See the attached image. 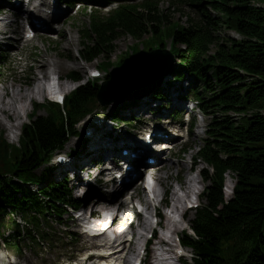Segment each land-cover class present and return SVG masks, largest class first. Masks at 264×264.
Masks as SVG:
<instances>
[{
  "label": "trees",
  "instance_id": "1",
  "mask_svg": "<svg viewBox=\"0 0 264 264\" xmlns=\"http://www.w3.org/2000/svg\"><path fill=\"white\" fill-rule=\"evenodd\" d=\"M186 3L198 16L189 18L187 27L166 25L156 0L121 6L92 26L95 35L85 37L94 44L89 58L113 52L122 35L140 41L152 33V42L162 46L171 41L170 51L183 70L198 80L192 92L200 112L210 116L198 152L212 168L201 171L209 182L205 204L191 222L195 236L184 234L181 242L192 249V264H264V0ZM223 29L240 39L220 37ZM95 93L87 83L69 94L63 110L56 104L42 106L46 115L22 129L18 145L8 143L0 132V213L8 210L7 219L0 221L14 232L19 234L20 228L11 216L20 215L45 238L48 232L39 219L49 226L47 217L56 220L64 205L78 204L63 182H47V169L36 171L76 134V122L96 104ZM227 171L236 183L232 197L225 200ZM32 183L39 184L37 192L28 188Z\"/></svg>",
  "mask_w": 264,
  "mask_h": 264
},
{
  "label": "rangeland",
  "instance_id": "2",
  "mask_svg": "<svg viewBox=\"0 0 264 264\" xmlns=\"http://www.w3.org/2000/svg\"><path fill=\"white\" fill-rule=\"evenodd\" d=\"M6 2V1H5ZM82 2V1H81ZM84 3V2H82ZM85 5L81 4L79 10L76 11V19H72L70 16L72 15H68L66 18H68L66 21H64L63 23V30H61L59 33H56L55 35H51V34H44L42 37L41 36H37L35 39H33L30 42H27L26 44H23L21 42H15L13 43V47H11L9 50L5 48L6 43L3 41L1 46L3 47V49L6 50V54H5V58L4 60H6L8 62L7 65H5L3 68H0V92H4V95L2 96V99L4 101L9 100V97L11 95V93L14 91V89L17 91H23L27 86L31 87L32 89L28 92L25 93V98L22 99L21 102L17 103V106H20L21 103L24 104L25 107V111L26 113H29L30 110L33 108L34 104L36 103L35 99L36 96L38 97H43L44 95H48V91L49 90H43L40 91L41 88V84H40V80H38V77H40L42 70H45L46 66H44L46 61H51L54 60L53 64L51 65V68H58L59 71L55 72L59 73L60 76L64 77L67 72L71 73V71H73L74 73H76L77 75L82 77V81H80L79 84H83L85 82H87L89 78V74L91 72V70H93L94 68H97L99 63L101 61H104L103 59L106 57H98L97 59H99L98 61L92 60L93 62L91 63H82L77 57H76V49H78V30L81 27L82 24H84V19H85V12L84 10L81 11V8ZM1 6H3V4H1ZM7 7L5 8L4 12H1V14H3L5 16L4 13H9L7 10ZM157 10L160 12L161 15L165 16L167 18L168 21H179L180 24H185L187 22L188 17H190L191 15V11L188 7H184L180 4L179 1H175V0H160V5H157ZM214 14V13H212ZM6 17V16H5ZM65 18V19H66ZM166 22V21H165ZM0 23L1 25L4 24L3 22H1L0 19ZM2 27V26H1ZM11 28L14 29V26H10ZM232 32L230 31H224L221 30L220 34H218L220 37H225V36H231L232 37ZM52 38H55L56 40H52ZM69 39V42L65 41V39ZM147 41V39L145 40ZM145 41H141V42H145ZM136 44L135 41L127 35H122L116 42L115 44H113L114 46V51L111 52L110 55L107 60H111L112 62L114 60H112L113 58L115 59L114 62L118 61L120 57H122L123 55H125L126 53H129V49L130 47ZM130 51H133L130 50ZM135 51V50H134ZM136 52V51H135ZM126 67L127 70L129 68H131V63L127 62L126 63ZM177 67H179L177 65ZM28 68H31V74L29 76V82L30 84L26 83V77H27V72H28ZM146 69V68H143ZM38 70V72H37ZM47 71V69H46ZM39 74V75H38ZM52 72L51 70H49L48 72H45V76H51ZM101 76L103 77V72H100ZM36 75V76H35ZM54 75V74H53ZM55 76V75H54ZM102 77H100V80L102 79ZM35 78V81H33ZM50 79V77H49ZM35 82V83H33ZM26 83V84H25ZM68 82H62L59 83L58 85V90L62 91L64 89H66V91L64 90L65 93H68L67 91L71 88H73L74 90L77 88V81L69 85H65ZM32 84V85H31ZM34 87H37V91L34 90ZM48 88H51L50 90H54V88H52L50 85L48 86ZM112 89H109L108 92H111ZM177 91L180 92V90L177 89ZM40 93V94H39ZM109 96V95H107ZM148 97V96H147ZM30 98V100H29ZM146 99V98H145ZM141 102V101H140ZM186 104V107L191 106V104ZM101 105L98 103V107L97 109L93 112V113H102L105 115H112L113 111L116 109H119V105H117V103H111L109 105H107L106 107H100ZM150 104L146 105L143 107V111L148 110V108H150ZM123 109V108H122ZM120 110V109H119ZM176 110V108H175ZM128 112V111H127ZM25 112L21 113V116L18 117L17 120V116L16 114H12L11 110H6L3 114L6 116H0V132L3 134V136L6 138V140L11 143V144H17L18 142V138L20 135V128L22 126V124L26 123L29 118H25L24 114ZM39 115L44 114V112L42 110L38 111ZM191 115L194 116V122H195V129H193V137L194 139H192L190 147L187 149L186 152L182 153L179 155L178 159H181V162H178L177 159L173 158V162H170L169 164H167L164 168V170H161L160 172V176L162 177H166V176H170L168 179L165 180V183H163V185L159 183V185L157 183H153L155 188L157 189V191H161V190H165L166 188H168L170 191H172V189L175 187L176 188V184L174 181V177L178 174V169L182 168L183 169V173H182V178L186 179L190 173H189V169L191 167V165H193V170H197L198 173L200 170H202L203 168H205V165L202 162H195L193 160V158L195 157V154L198 150V146L201 145V138L203 136V129L206 126V122L207 120H205V118L203 116H201V114L199 113V111L197 110V108L195 107L194 110H192ZM230 117H233L234 115L232 113L229 114ZM162 118L163 115H161ZM87 118V117H86ZM86 118L84 121H86ZM143 118L144 121L149 122V120H146ZM151 121L148 124L151 123H155L156 122V118H149ZM163 120H160V122H162ZM125 122V121H124ZM172 124H174L175 120L172 119ZM87 123H89V121H87ZM9 125H11V129L13 130H18V134H16L17 132L14 133V135L16 137H14V135L12 134V132H10L9 129ZM123 125L122 129H118L121 133L124 132L123 129H133L132 127L137 126V124L133 122L130 123V128H126L125 123L124 124H119V126L121 127ZM168 128V130H172V127L170 125H164ZM77 131L78 132H83L80 131L81 128L84 127L83 124H78L77 126ZM202 129V130H201ZM97 129L93 130L91 132V136L93 138L95 132ZM116 133H118L116 131ZM110 135H112L110 133ZM81 135L79 136H75L69 139V141L66 143V145L64 146V149L61 151L63 154L64 153H68V152H72L73 150H75L76 148H79V144H81L80 139H81ZM80 142V143H79ZM82 144H84L82 142ZM89 143H86V145H88ZM84 146V147H85ZM174 149L175 151H180V147H179V143H177L176 145H174ZM97 154V153H96ZM89 155V154H88ZM97 156V155H96ZM54 161V159H53ZM176 161V162H175ZM180 163V164H179ZM50 165V164H49ZM40 171V169L37 171V173ZM58 178H61V176L56 175ZM226 182L225 185L228 188H231L233 186V183H235V179L232 178V175L230 173H226ZM53 180V179H50ZM52 182V181H50ZM67 185L69 186V184H71L70 181H67ZM188 185V189H191L193 185L190 184H186ZM75 188H77V182L73 185ZM183 187V185H181ZM224 186V183H223ZM31 189H35V187H31ZM73 195L75 198H79L81 200H83L84 205L82 207H80L81 209L84 210V207L86 205H88V201L87 199H83V196L88 197V194L83 193V188H79V189H74L73 191ZM200 201L202 200L204 204V199L202 198V196L199 199ZM67 213L70 214L72 216V218L70 220H66L65 218H62V224L61 225H57L56 223H54L53 221H50L53 224V228H55V231L57 232L56 236H58V233H60V231H65V233L63 234H59L62 238H64V240H62V238H57V241L52 242L48 245L45 246H34L31 250L26 248V250L24 251V256L22 257V259H20V264H68V262H70L73 258L76 259V254L79 253L80 255H83L84 253H87V250L85 249L86 246L88 245H84L83 241H84V236L83 233L80 230V226L79 223L80 221L76 220V214L71 213L70 209H67ZM137 210V212L140 211V208L137 207L135 209V211ZM130 213V210H128ZM127 212V211H125ZM124 212V213H125ZM194 212L195 211H191L189 213H187L186 215V219L187 221H191L193 220L194 217ZM128 213V214H129ZM67 216V215H66ZM65 216V217H66ZM119 219H120V214H119ZM17 221H19V218H16ZM127 223V221H126ZM127 225V224H126ZM181 227H183V224L181 225ZM134 229V228H133ZM6 228L3 227L2 231L5 232ZM119 231L125 230V224L124 223H120L119 227H118ZM73 233L74 235V239L69 240L66 238L67 233ZM127 232V231H126ZM6 234V233H5ZM148 233H146L147 235ZM56 238V237H55ZM86 238V237H85ZM2 239L3 237L0 235V244L2 243ZM142 240V237H140L139 242ZM61 241V242H60ZM85 242V241H84ZM83 243V244H82ZM171 245V244H170ZM88 248V247H87ZM152 248H151V253H152ZM36 253H38V256L36 255ZM187 254H188V259L187 261H190V249L187 248ZM59 262H57V260H59ZM50 261V263H49ZM150 262V258H148L147 263L145 264H149ZM171 264V263H169Z\"/></svg>",
  "mask_w": 264,
  "mask_h": 264
},
{
  "label": "bare ground",
  "instance_id": "3",
  "mask_svg": "<svg viewBox=\"0 0 264 264\" xmlns=\"http://www.w3.org/2000/svg\"><path fill=\"white\" fill-rule=\"evenodd\" d=\"M2 26V27H1ZM7 27V25H1V23H0V29L2 30L3 28H6ZM53 62H54V60H51V61H46L45 62V64H44V66H46V68H45V70H42V72H41V74L42 75H40V77H38V80H40V84H41V90L40 91H43V90H49L48 91V95H51V94H53L54 92H52V90H50L51 88H48L47 86H45V84H44V81L45 80H47L49 77H50V75L49 76H45V72H48L49 70H51V72H52V74H55V72H57V71H59V69L58 68H52V69H50L51 68V65L53 64ZM46 69H47V71H46ZM30 70H31V68H30ZM37 72H38V70H37ZM56 74H58V75H60L59 73H56ZM39 75V74H38ZM36 76V75H35ZM31 77V76H30ZM33 81H35V78H34V80ZM49 81H50V83H51V80L49 79ZM33 83H35V82H33ZM59 86V85H58ZM67 86V85H66ZM32 89V86L31 87H29V86H27L22 92L21 91H19V90H15L14 89V91L11 93V95H10V97H9V100H7V101H4L3 99H2V96L4 95V92H0V116H3V117H5L6 118V116L3 114L6 110H11V112H12V114H16V116H17V120H18V117H20L21 116V113H23V112H26L25 111V107H24V104H22L21 103V105L20 106H17L16 104L17 103H19V102H21L22 101V99L23 98H25V93L26 92H28V91H30ZM54 90H55V88H54ZM40 94V93H39ZM45 96V95H44ZM43 96V97H44ZM29 100H30V98H29ZM31 101V100H30ZM20 104V103H19ZM9 129H10V132H12V134L14 135V130L13 129H11V125H9ZM92 137V136H91ZM132 143V139H128V140H126L125 142H123V144H122V146L124 147V148H126V149H129L130 148V144ZM91 144V143H90ZM90 144H89V147L88 148H86V152H87V154H91L92 152H94V151H97L98 150V147H99V145L97 144V143H95V145H93V146H90ZM97 152H94V154H95V156L97 155V157L99 156V154H96ZM143 153L146 155V156H151L150 154H147L145 151H143ZM80 158V157H79ZM125 158H127V156L125 157ZM159 155H157V160L159 161ZM180 164V163H179ZM167 167V166H166ZM104 174V169L103 168H100V169H98V175H99V177L101 178V179H103V177L101 176V175H103ZM148 176L150 177V178H152V179H155L156 181H158L159 183H160V185L162 184L163 185V183H165V180L166 179H168L170 176H166V177H162V176H158L157 174H156V172H155V169H152V170H150L149 172H148ZM143 182L144 181H142V183H140L139 185H138V187L139 188H143ZM76 182H74L73 184H72V186L75 184ZM78 184V183H77ZM186 184H188V182L187 181H185L184 182V186L188 189V185H186ZM78 186V185H77ZM74 187V186H73ZM75 188V187H74ZM92 193V191H91V189H89L88 188V190L86 191V193L85 194H88V196L90 195ZM88 198V197H87ZM113 201L112 200H108V199H105V198H100V199H98V200H95V199H92L90 202H89V205L91 206V210H93V211H95L96 213H98V214H100L101 213V211H103V210H109L111 207H113L114 205H115V203H112ZM118 209H122V210H124V212L125 211H127V212H129L128 211V209L126 208V206L124 205V204H122V203H120L119 204V206H118ZM87 210V207L85 208V210H84V212ZM83 212V213H84ZM114 219H117V216L115 215L114 216ZM78 221H80L79 219H77ZM108 230H110V231H112L113 233H116V231H117V229L115 228V226L113 225V224H111L106 230H104V231H98L96 234H94L93 236H91V237H89V239H84V244L86 243V240L87 241H89V243L90 244H92V245H94V246H99V247H101V245H102V242H104L105 241V236H106V233L108 232ZM119 231V230H118ZM124 231H122V233H123ZM85 237H87V235H85ZM88 238V237H87ZM118 237H115V239H114V241H113V243L116 241V239H117ZM171 245H172V243L171 242H169ZM83 244V243H82ZM137 244V242H136V237L134 236L133 238H132V240L130 241V243H129V251H132V250H134V248H136V245ZM50 263V262H49Z\"/></svg>",
  "mask_w": 264,
  "mask_h": 264
},
{
  "label": "water",
  "instance_id": "4",
  "mask_svg": "<svg viewBox=\"0 0 264 264\" xmlns=\"http://www.w3.org/2000/svg\"><path fill=\"white\" fill-rule=\"evenodd\" d=\"M167 69H168V68H167ZM165 71H166V70H165ZM165 71H164V72H165ZM163 74H165V73H163ZM163 74H162V76L160 77V80L163 78V76H164ZM157 83H158V81L156 82V84H155L154 86H156ZM154 86H153V87H154ZM125 90H126V88H122V92L125 91ZM118 94H119V93H118ZM119 98H120V96L117 97V99H119ZM119 100H121V99H119ZM102 105H104V103H103Z\"/></svg>",
  "mask_w": 264,
  "mask_h": 264
}]
</instances>
